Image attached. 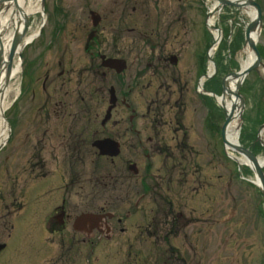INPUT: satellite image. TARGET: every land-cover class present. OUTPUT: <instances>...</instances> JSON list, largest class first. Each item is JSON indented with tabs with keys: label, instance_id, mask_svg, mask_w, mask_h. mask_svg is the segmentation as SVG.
<instances>
[{
	"label": "rangeland",
	"instance_id": "374dc122",
	"mask_svg": "<svg viewBox=\"0 0 264 264\" xmlns=\"http://www.w3.org/2000/svg\"><path fill=\"white\" fill-rule=\"evenodd\" d=\"M115 1L123 2L128 7L119 11V14L126 17L124 22H127V27H124V32L108 30V27L119 29L123 25L120 18H115L111 12ZM258 1L263 15L258 46L264 49V0ZM206 2L207 0L202 4L201 0H151L150 3L147 0H45L46 10L43 12L48 15L47 21L44 22L38 12L30 15V29L38 30V34L23 49L21 72L11 82L18 89L11 93L10 101L8 100L5 119H8V126L11 127L5 144L0 147V243L6 244L3 251H0V264H45L54 255L53 249L56 254L60 253L62 240L47 237V244L43 231L42 214L49 212L47 205L55 199V192L75 201L84 199L90 191L101 189V199L133 201L141 194L138 191L141 177L151 186L143 197L140 211L130 222L142 223L146 220L148 226L156 216L158 231L164 234L165 239L158 241L159 234L156 237L142 236L138 239L128 234L130 239L126 235H120L113 240H105L100 245L102 255L96 256L95 264H264L262 194L257 187L240 176L235 163L224 156L221 122L210 126V135L208 130L205 133L201 129L205 110L201 100L197 98L194 85L199 78L197 74L202 72L198 56L212 38V34H207L204 28ZM55 3L69 16L64 21L62 31L59 24L63 12L53 10ZM91 7H95L104 17L99 27L103 29L101 38L105 41L101 46L102 52L107 53L108 50L110 53L112 49L109 50V46L116 45L109 43L112 37L118 39L121 34H127V38L131 40V43H126L131 53L122 79L123 82L128 81L130 87L134 86L127 95L132 106L143 113L145 105L153 98L157 102L158 111L167 121L175 110L185 126L183 128L181 124H176L177 121L169 122L158 130L155 137V142L160 145H163L162 141H167L166 146L170 149L168 154L171 156L168 155V160L176 157L173 152L177 155L174 159L177 168L170 173L175 182L167 191L163 189L165 175L162 176L164 173L161 170L162 165L168 166L169 162L162 158V154H151L152 145H148V142L138 143L136 138H128L130 134H122L125 146L113 163L114 174L106 178L103 174L104 161H98L90 147V138L95 137L92 132L99 125L109 104V86L116 87L118 97L123 95L125 88L121 83L118 86L115 80L119 78L113 79L112 75L105 78L100 74L95 75L94 83L91 82L92 65L87 52L82 50V44L87 40V33L91 28ZM244 12V8L241 13L238 12V22L234 29H243L244 22L249 20ZM158 15L161 18L156 20L155 16ZM108 16L115 20L109 22ZM214 19L221 27L231 29L233 26V20L222 21L218 15ZM132 28L137 33L130 32ZM239 42L241 43V38ZM146 43L150 44L147 46ZM243 44L242 42L240 49L233 54V59L239 66L246 56ZM170 54L177 55V65L170 62ZM226 57L229 59V56ZM140 59L146 64L153 61L152 66L141 69ZM262 61L264 64V56ZM166 63L168 67L165 66ZM232 66L235 68L233 70L239 69L237 64ZM194 72L196 73L193 74ZM223 75L221 73L220 76ZM261 77L264 79V74ZM246 80L245 86L249 91L243 96L244 105L240 102L236 110L240 113V135L243 132L245 138L241 139L248 146L251 143L248 134L254 136L259 129L258 123L264 118V81H257L256 74L251 71L240 88ZM163 81L164 89L158 90V85ZM184 81L188 82V86ZM168 82L170 85H167ZM217 82L216 78H212L207 85L216 87ZM182 83L186 87H183L185 96L178 97L180 94L175 89ZM169 91L175 93L169 95ZM169 97L172 100L167 107L164 100ZM213 101L206 97L203 102L213 106ZM228 101H232L231 96H228ZM172 104L175 109L171 108ZM217 113L224 115L222 111L215 114ZM125 114L121 126L127 121V110L120 106L117 117ZM153 120L146 113L136 119V126L142 137L153 129ZM221 120H224V116ZM176 129L180 131L177 135ZM81 130H84L81 136L86 140L79 168L82 182L70 186L67 184L68 180L64 184V170L72 169L67 163L70 162L69 159L72 162V158L78 154L67 153L65 158L59 159L53 153L61 155L62 151H70L67 148L69 141L73 138L75 142L82 139L77 135ZM136 135L133 132V136ZM174 135L182 136V144L171 139ZM36 139L41 148L43 142L46 143L47 149H41L43 152L47 151L46 156L50 161L46 167L32 163L31 152ZM54 148H57L56 151ZM148 153L151 158L146 157ZM258 155L264 156V152L259 151ZM128 160L137 162L140 168L138 175L132 176L124 167V161ZM179 160H183L182 163ZM186 160H189L191 169L180 170ZM39 162L43 163L42 160ZM147 163L151 166L148 175L144 172V165ZM76 169L77 166L71 172L78 176ZM97 174L101 181L99 185L87 180L88 175L93 177ZM115 178L122 179L123 183L117 184L118 186L112 184ZM103 181H110L111 185L103 186ZM32 186L36 188L33 190L30 188ZM22 203H25L24 206ZM45 203V208L39 207ZM127 207L128 204L123 203L119 209L123 211ZM86 209L88 208L83 207V210ZM170 222L175 223V226H171L173 231L169 228ZM164 247L172 253L162 250ZM127 250H132V257Z\"/></svg>",
	"mask_w": 264,
	"mask_h": 264
},
{
	"label": "flooded vegetation",
	"instance_id": "af4514ba",
	"mask_svg": "<svg viewBox=\"0 0 264 264\" xmlns=\"http://www.w3.org/2000/svg\"><path fill=\"white\" fill-rule=\"evenodd\" d=\"M149 3L151 0H147ZM120 6L121 8H119ZM128 7L120 1H115V7L111 8L112 14L115 16V18H120L121 22L123 25L120 26L119 29H112L108 27L109 32L113 31H120L124 32L125 28L127 27L126 24L127 22H124L126 20V17L121 13L119 14V11H124ZM90 10H95V7H91ZM166 14V11H164ZM102 16L103 21L104 17ZM69 17L68 14L65 12L62 21L64 22L66 18ZM161 18V15L155 16L156 20H159ZM115 19L112 17L108 16V21L113 22ZM89 21H90V15H89ZM91 23V21H90ZM101 24V23H100ZM100 25L98 24L96 27L91 24V28L88 31L89 33L93 31L90 35V37L83 43V51L87 52L88 54V60L92 66H90V70L92 71V77H91V82L94 83V76L95 75H101L102 77H107L109 75H112L113 79L115 77L119 78L118 80H115L116 84L119 86V83H121L125 88L123 91V95L119 96L118 102L116 106L113 108L111 117L108 121L105 123L100 122V124L95 128V130L92 132V136L90 140L92 143L94 139L97 138H104V137H111L114 139H118L120 143H123L124 139L122 138V134H130L128 137L129 139L136 138L138 143H145L149 142L152 138L146 136L142 137L140 135V129L134 124V122L139 118L140 114L134 112L140 109H136L132 106L131 102L128 100L127 95L132 92L134 89V86L128 84V81H124L122 79V74L117 73V71L113 68H108L106 66L102 65V55L105 54L106 56L110 57H120L124 58L127 61V57L131 50L129 51L127 48L126 43H131V40L127 38V34H121L120 37L117 39L115 37H112L111 35H108L109 37H112V40L109 43H116L115 46H109L110 53L102 52L101 51V46L102 43H105V41L101 38V33L103 32V29L101 30ZM130 32H136L133 28L131 29ZM122 43H125L124 45ZM122 45V46H121ZM157 62V61H156ZM89 64V65H90ZM88 65V66H89ZM140 66L141 69L147 68L149 66H152V62H148L147 64L143 61V59L140 60ZM166 67H168V64H165ZM156 69V68H154ZM137 84V82H136ZM159 84V83H158ZM157 84V85H158ZM149 85V84H148ZM164 86V83L162 82L160 86L158 85V89ZM116 89V87H115ZM117 91V89H116ZM121 92V89H120ZM120 106H124L125 109L127 110V121H125L124 126H121V124L124 121L125 115H121L120 117H117V112L120 110ZM146 110H150L151 106L148 107V105H145ZM135 115V116H134ZM133 116V117H132ZM133 131L137 134L136 136H133ZM68 133V132H67ZM84 131L81 130V132H77L78 137L82 138V134ZM36 138V137H35ZM34 138V139H35ZM69 138V135L67 136ZM74 139V138H73ZM69 141L68 149L70 151L65 152L62 151L61 155L58 153L54 152L53 155L55 158L63 159L65 158V154L70 153L73 155L74 153H77V157L72 158L74 159L71 162V159L67 165H71L72 169H66L64 170L66 174V178L64 180V184L67 183L68 180V185H72L74 183H79L81 179V170L76 169L78 171V176L75 174H72V170L75 168V166H79L82 163L81 155L83 153L84 149V143L86 142L85 139H79L78 141L74 140ZM176 140V138H175ZM177 140H180V137L177 136ZM35 144L33 147V151L31 152L32 159H33V164L35 166H44L46 167L48 164H50V161L48 159L47 151L43 152L41 149H47L46 143L43 142V147H39L37 145L38 140H35ZM91 145V144H90ZM92 146V147H91ZM90 147L93 148V153L94 155L98 154L97 149L91 145ZM61 148V147H60ZM57 148H54L56 151ZM39 150V151H37ZM61 156V158H60ZM98 157L101 158V156L98 154ZM106 159H111V158H106ZM42 160L43 163H40L39 161ZM111 162L113 161L112 159L110 160ZM115 162V160H114ZM68 173V174H67ZM71 175V176H70ZM63 184V185H64ZM61 185V186H63ZM66 185V186H68ZM33 190L36 188L35 186L31 187ZM142 188L145 190L148 188L146 184H143ZM69 190V189H68ZM144 194V193H143ZM54 200H51L48 202V207L50 208L46 221H45V235L46 237H55L59 240L64 241V244L69 243L70 240L76 241L77 246L75 248L69 247L66 252L62 254V260L63 263L61 264H84L83 263V255L88 254H95L96 252L98 255H100V245L102 244L103 241L105 240H113L116 237L120 235H126L127 239H130L131 237L129 235H134L136 239L145 236L147 237H156L159 234V240L158 241H163L165 239L163 233H159L158 228L159 225L157 223V218L154 216L153 223H148V227L146 225V220L142 223H135V222H130L129 219H132L133 215H135L139 210V207H141V204L143 203L142 199L136 200L134 202L133 209H127L125 212V216L121 215H116L119 212L117 208L113 209V215L110 216L109 214H106V211H108L107 207L110 205H118L119 202L116 201H108V200H85V199H80V200H75L72 201L67 198V196H61L57 192L53 194ZM99 207L98 210H95L93 212L98 213V218L97 221L94 222H83V223H76L78 215L82 212L80 208L82 207ZM185 214V213H184ZM36 215V214H35ZM34 215V216H35ZM152 217V216H151ZM184 220L186 218V215H184ZM175 223H171L170 225V230H174L171 226H175ZM132 226V227H131ZM134 227V228H133ZM151 230V231H150ZM129 234V235H128ZM161 235L163 239H161ZM147 240V239H146ZM150 248V247H148ZM55 264V263H53Z\"/></svg>",
	"mask_w": 264,
	"mask_h": 264
},
{
	"label": "bare ground",
	"instance_id": "6f19581e",
	"mask_svg": "<svg viewBox=\"0 0 264 264\" xmlns=\"http://www.w3.org/2000/svg\"><path fill=\"white\" fill-rule=\"evenodd\" d=\"M218 3H221L220 0H213L212 4H210L211 7L213 5H217ZM40 2L38 0H1L0 1V51H1V60H0V145H2L8 135V123L5 119V113L6 109L8 108L10 101V95L15 90L18 89L14 84H12V80L14 81L18 74L21 72V64L20 59H15L12 64V69H10L9 73L7 71V55L8 52L11 50L13 41L15 39L16 33L18 32L23 36V43L31 41L36 35L38 34L37 31H30L27 32L24 35L23 27H24V19L29 18V16L33 13H36L41 10ZM242 9H245L246 15L249 17V19H252L255 17L256 12L255 8L247 5L242 6ZM20 14V15H19ZM209 23H214V18H210ZM14 25H16V28L18 30L14 31ZM18 26V27H17ZM213 34L215 37L219 36V33L216 29L213 30ZM259 37V31H252L250 35V39L257 42V39ZM18 44L16 47V50H20L22 47V44ZM246 46L244 47L245 51V58L242 60V65L245 67L249 63H251L254 59V53L249 45V42H246ZM216 46V44L214 45ZM212 54V51H211ZM213 63L210 61V68H212ZM204 78L201 79V82ZM241 77H237L236 80L233 78H230L228 80L227 84V91H229V94H232V91L235 90L236 87V81L240 80ZM248 91L244 92L242 96H245ZM241 96V98H236V102L230 103L227 100H223L224 103H226V106L228 108L226 114L229 116V121L224 126V135L226 139V147L229 151L230 156L236 157V154L231 151V149L234 147V144L239 141L240 133L238 126L240 125V118L238 114V104L244 101V98ZM226 98V97H225ZM220 99V98H219ZM238 101V102H237ZM231 105V107H230ZM232 106H234L236 109H233ZM240 164L242 163H250L251 165L259 164L261 165L264 161V157L258 156L257 161L254 162L252 160H249L248 158L244 157L243 155H240V157H237Z\"/></svg>",
	"mask_w": 264,
	"mask_h": 264
},
{
	"label": "water",
	"instance_id": "95a60500",
	"mask_svg": "<svg viewBox=\"0 0 264 264\" xmlns=\"http://www.w3.org/2000/svg\"><path fill=\"white\" fill-rule=\"evenodd\" d=\"M220 1H221V3L219 5V7H217V9H220L225 4H231V5H234V6H237V7L251 5V6L256 8V15H255L254 18L251 19L250 23H247L246 30H245L246 41L249 42L250 47L254 51V59H253V61L251 63H249L246 67L241 69L239 72L232 73V75L235 76V77H238V76L244 77L250 70H252V69H257L258 70L259 66L261 65L260 53H259V51L257 49L256 41L250 39V35H251L252 31L260 30V27H261V24H262L261 8H260L259 3L256 2L255 0H239V1L238 0H220ZM210 14H211V12L208 13V15H210ZM25 26H27V22H26ZM14 31L18 32L16 27H15ZM23 31H25V30H23ZM21 40H22V35L19 32H18V34L16 33L15 39L13 41L12 48L8 52V55H7L6 63H7V71H8V73H9V71L11 69L12 61H13V58H14V55L16 54V52H18V54L20 55V50L19 51L16 50L17 49L16 46L18 44H20ZM0 58H1V51H0ZM115 61L116 60L108 59L107 61L104 62V64L110 65V66H114L115 65ZM237 85H239V83ZM224 89H226L225 85H224ZM228 121H229V117L227 118V122ZM95 144L99 147L100 152L103 153V154L107 153V154H110V155H115V154H117L119 152L116 144L112 140H109V139L99 140ZM1 146L2 145H0V147ZM234 148L237 151H239L240 153L245 154L252 161H254V162L257 161V158L248 149H245L244 147H242V146H240L238 144H235ZM251 168L253 169L256 178L258 179L257 184L261 188V190L263 192V195H264V172L262 170V165H259V164H255L253 166L251 165ZM87 215H90V214L85 213L82 216L85 217Z\"/></svg>",
	"mask_w": 264,
	"mask_h": 264
}]
</instances>
